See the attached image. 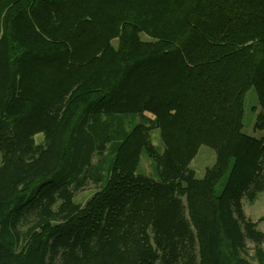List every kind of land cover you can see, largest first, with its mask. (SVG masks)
I'll return each instance as SVG.
<instances>
[{"label":"trees","instance_id":"16d2710c","mask_svg":"<svg viewBox=\"0 0 264 264\" xmlns=\"http://www.w3.org/2000/svg\"><path fill=\"white\" fill-rule=\"evenodd\" d=\"M0 153V264H264V0H0Z\"/></svg>","mask_w":264,"mask_h":264},{"label":"rangeland","instance_id":"374dc122","mask_svg":"<svg viewBox=\"0 0 264 264\" xmlns=\"http://www.w3.org/2000/svg\"><path fill=\"white\" fill-rule=\"evenodd\" d=\"M258 103V96L254 90L251 88L245 99V117H244V130L251 136H256L260 133V130L255 127V119L258 112H256L253 107ZM257 107L256 109H258ZM263 132V130H262ZM152 140L153 142L158 145L160 143V132L159 129L152 131ZM41 136H37V140L39 141ZM216 159V152L209 146L202 145L199 148L198 154L190 163V169L195 171V175L197 178H201L204 176V173L208 167L213 165ZM0 164H1V153H0ZM142 166L146 169V173H150L154 171V168L151 169V164L148 160L143 159ZM94 185L90 184L89 186L85 187L83 191L87 189L93 188ZM81 191L76 193V197L81 196ZM243 207L246 218L255 221L258 223V228L264 231V195L260 194L257 199L253 202H249L248 200L243 201ZM25 229V227H22ZM264 248V244H263ZM249 253L253 256V243H248ZM253 264H259L256 260H251Z\"/></svg>","mask_w":264,"mask_h":264}]
</instances>
